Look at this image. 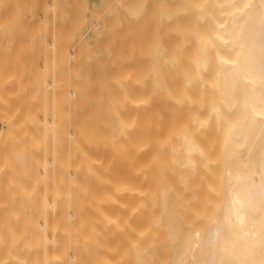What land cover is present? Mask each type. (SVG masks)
<instances>
[{
	"label": "bare ground",
	"instance_id": "1",
	"mask_svg": "<svg viewBox=\"0 0 264 264\" xmlns=\"http://www.w3.org/2000/svg\"><path fill=\"white\" fill-rule=\"evenodd\" d=\"M63 2L0 0V264H185L201 240L215 261L220 238L264 264V0H168L162 67L127 28L136 60L118 35L95 60ZM215 116L223 202L200 225Z\"/></svg>",
	"mask_w": 264,
	"mask_h": 264
},
{
	"label": "rangeland",
	"instance_id": "2",
	"mask_svg": "<svg viewBox=\"0 0 264 264\" xmlns=\"http://www.w3.org/2000/svg\"><path fill=\"white\" fill-rule=\"evenodd\" d=\"M63 1H65V2H63L64 3L63 7L65 6L64 13L67 14V16L68 15L70 16V13H72L73 16H75L74 14H77V16H76L77 24L76 25H77L78 30H79L78 34L80 33L79 36H82L81 40L86 45V47L88 49L90 48L88 52L93 54V56H94L93 58L95 60L100 61L102 59L103 60L105 59V54H104L106 52L105 49L107 47H113V42H115V38H117V35H118L119 36L118 38H120L119 41L116 39V43L118 45H116V43H114V46L115 47L119 46L121 48L125 47L126 50L125 49L123 50L124 58H128V60H131L132 59L131 57H133L135 55H137V56L140 55L143 58L138 57L139 60H137V61L141 60V63H143L144 67L152 66V65H157L159 67H162V60H163V49H162L163 47L162 46L164 43V41H163L164 38L162 39V37L164 34V30H163V34H161L160 30L162 27H164V25L166 26V12L168 9V7H167L168 6V3H167L168 0H165V1L162 0L163 2L160 4L161 6L159 5V2L156 3V4H158V6L156 4L154 6L150 3L151 1L149 2V0H144V2L142 0L141 1L140 0H132V1H130V0H114L113 1L112 0L113 5H109L111 8L109 10H107L106 4H109L111 2V0H83V2H80V4H82L81 6H80L78 0H75V1L74 0H63ZM80 1H82V0H80ZM118 1H120V2H118ZM133 1L134 2L137 1L136 5L140 6V7L135 6ZM138 1H140V2H138ZM152 2H153V0H152ZM166 3H167V5H165ZM78 4H79V6H78ZM145 4H147L146 5L147 11H146V14H144V15H146L147 17L149 15H153L152 19L155 18V15H157L158 21L156 20L157 22H153V21H155V19L153 21H152V19L150 20L151 16L148 17L149 19L146 18L147 23H148V20H150L149 24L152 22L151 23L152 27H151V25L146 23L148 25V27L150 26L149 27L150 29H146V27H143L144 30L140 31V28H138V27H140V24L138 26L137 22H136V24L132 23V22H134V20L132 18L134 17L133 16V14H134L135 15L134 18L136 20H139L138 18H141V17L143 18V20L145 19L144 16H142L143 14H141L145 11V10L142 11V9H145ZM150 4L157 9V10H153L154 13L156 12L155 15H154V13L153 14L150 13V7H151ZM141 7H144V8H141ZM165 7H167V8H165ZM135 8H138L139 11ZM139 8H141V9H139ZM67 9H69V10H67ZM74 9H76V11ZM72 11H75V12H72ZM100 11L103 13L102 15H100L101 14ZM134 11L136 14L134 13ZM153 11H151V12H153ZM81 12H83V15ZM138 12H139V14H138ZM113 13H115V15H113ZM98 15L101 17H98ZM128 16H130V17H128ZM113 19H114L115 24H112V23H114ZM130 20H132L131 21L132 26L130 25V22H129ZM163 21H165V23ZM93 22H94V24L99 23V25H95L96 27L98 26L97 28L94 25H93V27L91 26L93 24ZM109 22H112V23L109 24ZM139 22L142 23V21H139ZM145 22L146 21L144 20L143 23H145ZM107 23H108V25H107ZM101 24H102V26H101ZM118 24H119V26H118ZM146 24H143V25H146ZM155 24H158V25L154 30H152L155 27ZM112 25H114V26H112ZM124 25H125V27H124ZM136 25H137V27H136ZM100 26H101V30H100ZM114 27H115V29H114ZM131 27H132V29H131ZM117 28L119 30L118 32H120L121 34L124 35V36H121V37H123V39H125L124 37H129V41L131 38L134 39V36L130 38L129 32L125 29V28H127L128 30L130 29L129 31H131V32L134 30V32H132L133 35H134V33H135V35H138V34H136L138 31L141 32L142 36H139L140 35L139 34L138 35L139 38L136 37L135 39L141 40V38H144L143 40H145V41L143 42V40H141V41L138 40V43H136L137 41H135V39H134V41H135V46H134V45H132L134 41L127 42V39H128L127 38V39H125L127 42V44H126L125 40H121V37H120L121 34L119 33L120 34L119 35L118 33H115ZM98 29H99V31H98ZM122 29H125V30L122 31ZM145 29L149 32L148 34H150L151 36H156V37H154V38L151 36L148 37L147 36L148 34L145 32V35L147 34L146 38H145V35H144ZM156 29H158L157 32H155ZM164 29H165V27H164ZM97 32L100 34H97ZM125 34H127L128 36L127 35L125 36ZM156 34L159 36V38H157L158 36ZM105 37H110L109 39L106 38L107 41L108 40H110V41L107 42L105 40ZM148 38H150V39H148ZM156 38H157V40H156ZM146 39H148V40H146ZM97 40L100 42H97ZM111 40H113V42ZM104 42L106 43L105 46H104ZM120 42L124 43V45L122 44L123 45L122 46L120 44ZM139 42H141L142 44ZM129 43L132 45L133 48L136 47V50L140 47V49H138L137 51H140L141 54L139 52H138L139 54L136 53L137 51L136 52L134 51L135 48L133 50L132 47H130ZM144 43L146 46L144 45ZM154 43H156V44H154ZM107 44H108V46H107ZM137 44H139V45H137ZM128 46L130 49L127 48ZM142 46L145 49L141 48ZM150 47H151V49H150ZM127 50L129 52H127ZM148 50L151 51L152 53L149 52ZM124 51H126L127 54L124 53ZM132 52H135V55H132L133 54ZM137 56L133 57L134 60H136L135 58ZM148 56H150V57H148ZM151 57H155L154 60ZM145 58H147V59H145ZM142 60H143V62H142ZM145 62H146V65H145ZM213 79H214V72H213V70H209L208 75H207V79H206L207 82L204 84L205 85L204 87H202L201 81H196L192 84H194V86H196L197 92L200 91V92H205L208 94H212V93L215 94V93L219 92V89H217L215 86L212 85ZM214 118H215V120H214L212 129H211V133H212V136L215 138V142H216V144H215V155L216 156H215V159L212 163L211 171L205 169V183L202 186V188L200 189L201 199H200L199 205L201 206V208L204 211V215L198 219V222H199L198 224H200V225L209 224L210 221L212 220L211 216L214 215L218 211V209L220 208V206L222 205V202H223L222 197L224 194L223 177H224V171H225L224 170L225 159L223 157L222 151H223V146H224L225 142L227 141L228 135H226L225 130L223 128L224 122L221 123L223 125V126H221L217 117L215 116ZM192 233L193 232H190L189 236L190 235L194 236V234H192ZM219 242H220L222 247L217 251V258L215 261H213L211 259L212 255H213L211 248L207 249L205 242L201 240L200 246H197L195 250L191 251V253L189 254V257H188L189 259L187 262H185V264H235L234 262H235V259L237 260V258H238L237 256H238V252H240V249H236L234 244H230V245L223 244L224 240L221 238L219 239ZM208 246H210L209 243H208ZM181 251H182L181 255L183 256V254L185 253V250H181ZM203 255L205 257V260H203V258H202Z\"/></svg>",
	"mask_w": 264,
	"mask_h": 264
}]
</instances>
